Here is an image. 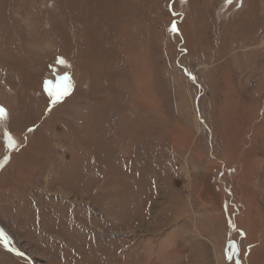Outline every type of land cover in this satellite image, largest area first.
<instances>
[{
    "label": "rangeland",
    "instance_id": "1",
    "mask_svg": "<svg viewBox=\"0 0 264 264\" xmlns=\"http://www.w3.org/2000/svg\"><path fill=\"white\" fill-rule=\"evenodd\" d=\"M0 107V264H264V0H0Z\"/></svg>",
    "mask_w": 264,
    "mask_h": 264
},
{
    "label": "snow or ice",
    "instance_id": "2",
    "mask_svg": "<svg viewBox=\"0 0 264 264\" xmlns=\"http://www.w3.org/2000/svg\"><path fill=\"white\" fill-rule=\"evenodd\" d=\"M60 63H64L63 60L60 61ZM65 83L63 84V86L56 92H52L51 90H49V94L54 96V102L59 101L63 96L68 94V90L71 88V83L68 82V77H64L63 78ZM7 116V112L4 108L0 107V118L6 117ZM11 141V138H9Z\"/></svg>",
    "mask_w": 264,
    "mask_h": 264
},
{
    "label": "flooded vegetation",
    "instance_id": "3",
    "mask_svg": "<svg viewBox=\"0 0 264 264\" xmlns=\"http://www.w3.org/2000/svg\"><path fill=\"white\" fill-rule=\"evenodd\" d=\"M2 243H3L4 245H5V244H8V243H5V242H2ZM5 246H7V247L9 246L8 248L11 249L9 244H8V245H5ZM11 250H12V249H11ZM15 252H17V251H15ZM17 254H18V253H17ZM18 255H22V256H24L25 254L22 253V252H19ZM25 257H26V255H25Z\"/></svg>",
    "mask_w": 264,
    "mask_h": 264
},
{
    "label": "water",
    "instance_id": "4",
    "mask_svg": "<svg viewBox=\"0 0 264 264\" xmlns=\"http://www.w3.org/2000/svg\"><path fill=\"white\" fill-rule=\"evenodd\" d=\"M5 245H8V244H5ZM9 247V246H8Z\"/></svg>",
    "mask_w": 264,
    "mask_h": 264
}]
</instances>
